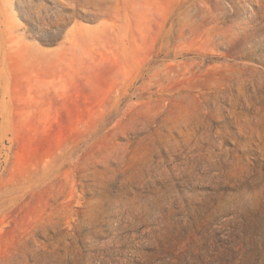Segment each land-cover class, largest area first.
Listing matches in <instances>:
<instances>
[{
  "label": "rangeland",
  "instance_id": "rangeland-1",
  "mask_svg": "<svg viewBox=\"0 0 264 264\" xmlns=\"http://www.w3.org/2000/svg\"><path fill=\"white\" fill-rule=\"evenodd\" d=\"M0 264H264V0H0Z\"/></svg>",
  "mask_w": 264,
  "mask_h": 264
}]
</instances>
